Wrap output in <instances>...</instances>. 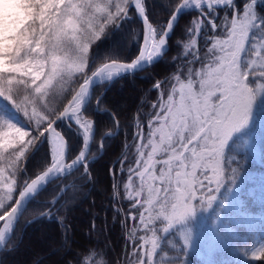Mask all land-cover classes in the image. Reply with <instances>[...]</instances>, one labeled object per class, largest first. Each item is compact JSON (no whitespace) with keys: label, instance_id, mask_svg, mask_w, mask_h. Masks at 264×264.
<instances>
[{"label":"snow or ice","instance_id":"snow-or-ice-1","mask_svg":"<svg viewBox=\"0 0 264 264\" xmlns=\"http://www.w3.org/2000/svg\"><path fill=\"white\" fill-rule=\"evenodd\" d=\"M166 4L168 18L150 21L148 0H0V264L18 250L22 231L14 239L16 227L30 205L34 217L25 227L55 216L63 231L53 251L70 245L66 215H57L64 206L58 205L69 187H80L77 180L95 184L91 166L114 135L102 134L93 152V115H110L119 130L116 113L105 106L108 87L154 68L185 15L191 18L183 52L172 57L176 70L155 81L157 97L142 113L147 130L142 97L132 142L126 139L108 169L114 219L124 216L125 249H132L116 264H187L193 221L214 204L225 207L242 168L237 149L247 143L255 106L264 108V0ZM134 19L142 20L143 38L137 30L139 50L129 60L121 56L120 34ZM65 127L82 138L75 153ZM37 157L40 166L30 174L27 164ZM73 173L78 177L63 184ZM50 184L52 199H39ZM233 251L237 264L262 261L264 238ZM75 264L112 262L84 249Z\"/></svg>","mask_w":264,"mask_h":264},{"label":"trees","instance_id":"trees-1","mask_svg":"<svg viewBox=\"0 0 264 264\" xmlns=\"http://www.w3.org/2000/svg\"><path fill=\"white\" fill-rule=\"evenodd\" d=\"M237 2H240V0H237ZM168 11L166 0H148L150 21L166 20L168 18ZM190 18L191 15L181 17L169 40L167 55L163 57L154 68L145 69V71L137 73L132 78H124L108 87L104 96L105 106L110 111L116 113L117 119L120 121L119 130H116L113 133L114 135L108 139L103 156L98 157L91 166L92 174L95 177V184L93 185L91 182L82 183L77 180L76 182L80 184V187L76 190L69 187L61 198L58 207H64H61V211L57 215H66L64 222L69 226L67 235L71 243L63 249L57 257L53 255V251L48 254V264H58V262H62V264L72 262V264H75V257L84 249H95L98 253H103L106 260L111 261L112 264H116L118 260L124 259L125 251L131 252L132 249L130 244L127 249H125V229L121 224L124 216L116 215L114 219L115 208L111 200L112 178L109 175L108 169L111 162L115 160V157L123 150V144H125L126 139L129 141L130 138H132L131 134L134 131V114L137 113L138 108L141 106L142 97H146V99L141 110L140 118L144 125V130L146 131L147 117L142 113L147 112L150 108L151 101L156 99L157 93L155 89H152V85L156 79L170 75L176 70V62L172 61V57L180 55L183 52V41L187 38L184 32V25L189 22ZM142 27L138 19H134L124 26L120 34L122 37L120 43L121 56L130 60L137 54L139 44L135 42V39L137 30L139 38L141 39ZM177 40H180L179 44ZM101 47L105 49V45ZM201 51L203 52L204 50L201 49ZM150 89L151 91L149 92ZM99 91L100 89L98 88L97 92ZM94 102L95 99H93L92 102L93 107ZM93 119L96 122L97 133L95 142L92 143L91 147L93 152H95L100 142L101 134L109 130L114 131L117 128L115 121L112 120L111 116L108 114L96 113L93 115ZM64 131L67 135V139L72 142L73 153H75L79 150L82 138H77L74 133L66 127ZM244 151L245 149H243V147L237 149V153H243ZM129 158L134 160V156L131 152L129 153ZM39 166L38 157L30 160L27 164L29 173H33ZM116 167L119 169L120 165L117 164ZM77 177L78 173H73L67 179L63 180L62 183L71 184ZM53 187L54 185L52 184L48 185V190L42 192L39 199L51 200ZM117 203H119V201H117ZM121 206L125 212L129 210L127 201H124ZM33 207H35V205H30L29 211L25 212L20 218L19 224L16 227L14 239L19 237L22 231V242L15 253L6 257L5 264H10L14 258L19 256L21 261L26 263L29 255L26 250H24V246L27 244V241L32 242L34 237V240L38 239L39 243L41 240L46 243L44 248L48 246L51 248L54 244L59 245L62 239L63 230L55 216L52 219L45 218L35 220L25 227V223L28 219L34 217V212L32 211ZM93 219H95V231H91ZM32 220L33 218L29 221ZM106 233H110L112 237H107L105 235ZM99 237H102V239L99 240ZM226 241L224 247L227 245L231 247L232 242L233 245H237V241L239 240L233 235H228ZM24 242L26 244H24ZM239 242L241 244V240ZM39 256L40 254H34L32 258L29 259L30 264H33V261Z\"/></svg>","mask_w":264,"mask_h":264},{"label":"rangeland","instance_id":"rangeland-1","mask_svg":"<svg viewBox=\"0 0 264 264\" xmlns=\"http://www.w3.org/2000/svg\"><path fill=\"white\" fill-rule=\"evenodd\" d=\"M254 110L255 118L250 122L246 130L247 136L244 137L247 143L243 140L241 142V147L245 151L237 153V159L242 164L240 175L232 185L233 190L228 194L223 209H218V204H214L213 208L198 214V218L193 221V247L185 257L187 264H237L238 258L234 255L233 242L231 247L228 245L224 247L228 235L241 240V244L237 241V245L251 244L254 240L264 238V108L257 103ZM119 155L115 158L117 159ZM126 176L125 173V179ZM223 192L224 189L217 194L218 200L224 198ZM214 209L219 210V217L216 216ZM127 223L131 227L132 221L129 220ZM105 235L112 237L110 233ZM34 239L33 243L24 242L26 244L24 250L29 255L27 262L23 263L19 256L10 264H30L29 259L34 254H40L43 263L48 264L47 255L59 248V245L54 244L51 248L49 246L44 248L46 243L43 240L39 243L38 239ZM100 239L102 237H99ZM62 250L53 251V255L59 256ZM254 264H264V261H255Z\"/></svg>","mask_w":264,"mask_h":264},{"label":"flooded vegetation","instance_id":"flooded-vegetation-1","mask_svg":"<svg viewBox=\"0 0 264 264\" xmlns=\"http://www.w3.org/2000/svg\"><path fill=\"white\" fill-rule=\"evenodd\" d=\"M95 103H96V102H94V107H95ZM116 130H117V129H115L114 131H112V133H114ZM134 131H135V129H134ZM134 131H133V133L131 134L132 137H133ZM103 134H104V133H103ZM101 135H102V134H101ZM131 141H132V138H130L129 141L127 140V142H131ZM124 145H125V144H123V150H124ZM123 150H122V151H123ZM122 151H121V153H122ZM121 153H120L119 156H121Z\"/></svg>","mask_w":264,"mask_h":264},{"label":"water","instance_id":"water-1","mask_svg":"<svg viewBox=\"0 0 264 264\" xmlns=\"http://www.w3.org/2000/svg\"><path fill=\"white\" fill-rule=\"evenodd\" d=\"M140 20V19H139ZM142 22V20H140ZM142 26H143V23H142ZM141 37L143 38V30H142V34H141ZM142 38H141V41H142ZM30 220V219H29ZM28 222V221H27Z\"/></svg>","mask_w":264,"mask_h":264},{"label":"bare ground","instance_id":"bare-ground-1","mask_svg":"<svg viewBox=\"0 0 264 264\" xmlns=\"http://www.w3.org/2000/svg\"><path fill=\"white\" fill-rule=\"evenodd\" d=\"M120 157V156H119ZM33 218V217H32ZM32 218H30V219H32ZM28 221H29V219H28ZM27 223V222H26ZM26 223H25V225H26Z\"/></svg>","mask_w":264,"mask_h":264}]
</instances>
